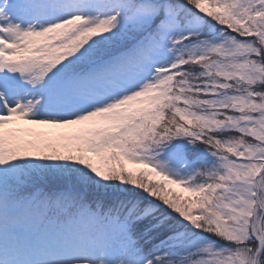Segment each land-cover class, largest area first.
<instances>
[{"label": "snow or ice", "instance_id": "1", "mask_svg": "<svg viewBox=\"0 0 264 264\" xmlns=\"http://www.w3.org/2000/svg\"><path fill=\"white\" fill-rule=\"evenodd\" d=\"M0 264H264V0H0Z\"/></svg>", "mask_w": 264, "mask_h": 264}, {"label": "rangeland", "instance_id": "2", "mask_svg": "<svg viewBox=\"0 0 264 264\" xmlns=\"http://www.w3.org/2000/svg\"><path fill=\"white\" fill-rule=\"evenodd\" d=\"M95 120H96L97 123H104V122H105V121H101L100 118H95ZM38 127H40L41 130H45V131L47 130L46 127H44V126H38ZM73 127H74V128H79L80 126H73ZM67 130L70 131V130H73V129H67ZM126 166H127L129 169H132V170H135L136 168L140 167V166H138V165L127 164V163H126ZM171 187H172L176 192H178V193H180V194H182V195H185V196L189 195L188 193L183 192V190H182L181 188H179L178 186L172 185Z\"/></svg>", "mask_w": 264, "mask_h": 264}]
</instances>
